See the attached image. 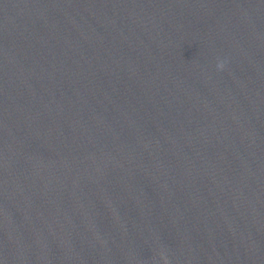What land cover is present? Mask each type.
Listing matches in <instances>:
<instances>
[{
    "label": "water",
    "instance_id": "water-1",
    "mask_svg": "<svg viewBox=\"0 0 264 264\" xmlns=\"http://www.w3.org/2000/svg\"><path fill=\"white\" fill-rule=\"evenodd\" d=\"M0 264H264V0H0Z\"/></svg>",
    "mask_w": 264,
    "mask_h": 264
},
{
    "label": "clouds",
    "instance_id": "clouds-1",
    "mask_svg": "<svg viewBox=\"0 0 264 264\" xmlns=\"http://www.w3.org/2000/svg\"><path fill=\"white\" fill-rule=\"evenodd\" d=\"M218 67H223V65L221 64V65H218Z\"/></svg>",
    "mask_w": 264,
    "mask_h": 264
}]
</instances>
